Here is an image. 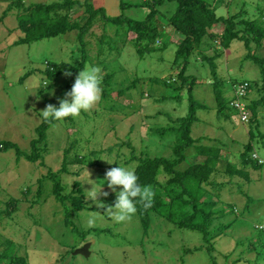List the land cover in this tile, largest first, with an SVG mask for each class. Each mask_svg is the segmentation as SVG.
Returning <instances> with one entry per match:
<instances>
[{
	"label": "rangeland",
	"instance_id": "rangeland-1",
	"mask_svg": "<svg viewBox=\"0 0 264 264\" xmlns=\"http://www.w3.org/2000/svg\"><path fill=\"white\" fill-rule=\"evenodd\" d=\"M25 1L52 3L57 0ZM87 1L95 7L105 8L111 16L125 14L132 19L144 20L150 12L145 3L152 0ZM122 1L131 6L122 8ZM206 1L220 13L227 12L228 2L234 0ZM9 3L0 5V15ZM243 5L248 18L264 22V0H235L230 5V12L236 13ZM177 6V1L166 0L159 9L169 18ZM19 9H11L5 25L0 22V37L4 36L5 29H9L12 41L19 37ZM80 13L77 11L74 16L84 21L86 16ZM166 18L158 19L166 34L157 41L158 46L165 48L144 57L139 56L132 43L135 35L129 34L122 43L116 29L108 31L112 41L105 45L104 53L96 57V38L103 31L100 26L93 27L85 38L89 43L85 50L92 58L83 67H79L83 47L77 31L30 44L11 45L8 38L0 42V120L9 121L4 127L0 124L1 137L3 141L16 143L23 151L17 154L13 148L0 150V264H15V259L21 257L27 264H264V233L256 228L264 222V167L258 171L252 166L246 167L251 179L243 195L240 187L247 179L237 176L228 183L230 193H225L224 202L231 203L219 204L225 215L214 220L209 240H205L199 231L179 228L155 216H152V226L146 234L137 213L130 219L116 222L110 212L104 211L114 203L115 194L103 178L107 170L118 165L103 159L134 167L136 161L126 163L131 153V147L124 144L127 140L138 155L172 157L179 135L173 131L161 133L155 130L172 128L176 125L173 119L190 113L187 85L181 90L166 87V80L176 86L181 84L178 80L181 67L174 59L182 41L181 34L169 26ZM211 30L219 33L223 26L219 24ZM219 47V38L207 39L204 49L210 56H215ZM248 52L264 58V40L259 45L253 42L250 49L244 42L235 41L216 59L218 76L224 80L228 100L236 96L232 87L234 80L251 82L247 98L251 105L248 107L258 106L259 128L264 132V65L247 58ZM54 62L59 64L61 71L49 76L47 68ZM88 66L101 69L102 81L105 76L112 75L102 86L100 101L90 111L57 121L48 130L47 140L41 144L45 165L28 160L26 156L32 152L36 128L43 121L40 111L49 104L59 103L71 89L78 72ZM65 71L72 75L66 76ZM188 74L197 77L193 98L205 105L196 107L197 118L191 126V135L206 144L220 140L224 160L220 168H225L226 158L234 166L240 164L245 145L251 138L250 129L256 135L255 149L264 156V141L255 129L256 122H243L233 108L225 109V115H218L214 77L209 63L199 52L193 55ZM129 85L136 87L128 88ZM110 147L113 152L108 151ZM95 151L101 153L95 154ZM185 153L187 159L183 167L205 160L194 146L188 147ZM64 161H67V170L60 171ZM51 169L57 171L63 194H71L76 181L80 182L85 195L92 184L99 190L105 183L102 193L109 195L98 197L104 202V209L78 213L71 205V224L67 225L65 206L53 193L55 181L50 178ZM40 179H43L42 183ZM160 180L165 181V177L161 176ZM85 199L92 203L86 196ZM86 230L90 233L84 237ZM87 242L91 243L90 255H75L74 251ZM196 247L200 249L195 251Z\"/></svg>",
	"mask_w": 264,
	"mask_h": 264
},
{
	"label": "trees",
	"instance_id": "trees-1",
	"mask_svg": "<svg viewBox=\"0 0 264 264\" xmlns=\"http://www.w3.org/2000/svg\"><path fill=\"white\" fill-rule=\"evenodd\" d=\"M166 0L146 1L145 5L149 7V14L144 20L132 19L125 14L111 16L103 7H95L92 2L87 0H57L52 3H27L25 0H10L9 6L0 16V22H3L5 16L13 7H19L18 28L20 30L19 37L14 40L11 45L30 44L45 38L67 35L72 31H77V37L83 47V56L79 67H83L87 61H90L92 54L86 48L85 38L93 27L100 26L103 33L96 38V50H91L96 57H100L104 53L105 45L110 44L112 36L108 34L110 29H116L121 36V42H125L129 34L135 35L134 46L139 56L144 57L158 49H164L165 46H158L157 41L165 37L166 29L161 26L158 19H165V14H162L159 6ZM177 1L178 6L176 11L169 17L168 24L173 29L181 34L182 41L178 44L175 53L174 63L181 67L178 80H181L180 85H175L174 82L166 80V87L173 86V89L181 90L185 85L188 87V96L190 100V113L186 116H181L173 119L176 124L172 128H157L155 131L165 133V131H173L178 137V142L174 147L172 157L138 155L135 148L131 145L130 140H127L125 145L131 147L130 158L126 163H135V172L139 178L141 185H147L154 191V199L151 207L145 208L143 203L137 202V215L140 218L144 232L147 234L150 230L152 216L163 218L179 228H187L199 231L203 234L205 240H209L210 227L216 218H221L225 215V210L219 208V204L224 202L225 193H230L228 183L234 177L247 179L246 183H241V195L247 190V184L250 183L249 171L246 167L252 166L256 171L264 167V164H258L252 157L255 150L253 140L256 135L253 129H250V141L245 145V151L241 155V162L234 166L226 158L225 168H220L222 160V148L220 140H213L211 144L201 143V138H194L191 135V126L196 120V107L203 108L204 104L193 98V88L196 85L197 77L194 74H188L191 59L195 53H200L203 60L208 62L214 79V92L217 99V112L222 115L225 109L229 107V100L226 99L224 80L218 76V64L216 62L220 53L225 52L235 41H242L247 48H251V44L258 43L264 40V22H258L248 18V11L243 5L238 8L236 13H230V5L235 2H228V10L218 13V9L206 0H169ZM122 8L131 6V3L122 1ZM77 11H81L80 15L84 14L86 18L82 21L77 20L74 16ZM79 15V16H80ZM220 24L223 30L219 33L212 32L214 26ZM9 30V29H8ZM7 30V31H8ZM122 32V33H121ZM93 33V32H92ZM121 33V34H120ZM117 34V33H116ZM219 38V51L215 56H210L204 49L207 39ZM101 49V50H100ZM85 51V52H84ZM97 51V52H96ZM247 58L253 59L259 65H264V58L256 57L254 53L248 52ZM47 74L54 76L59 73V64L53 63V66L47 68ZM112 75L105 76L101 83V88ZM248 81L249 89L252 84L249 80L239 81L234 80L232 87L237 83ZM136 87L134 85H129ZM178 96V95H177ZM249 93L246 95L245 100ZM159 102V100H158ZM258 102V101H257ZM57 103L55 106H58ZM249 104V103H248ZM251 104H249L250 106ZM257 107L250 110L252 116L251 123L256 122L255 129L258 130L261 138L264 141V132L260 131V120L257 118ZM71 118V117H70ZM56 120H44L37 126V136L32 140V152L27 154V159L45 165L44 154L42 153L41 144L47 140L48 130L56 124ZM218 141V142H217ZM194 146L199 156H204L205 160L202 163L185 165L187 159L186 149ZM13 148L17 154L23 153L20 147L11 141H0V150ZM113 152V147L108 149ZM100 154L101 152H94ZM65 159V158H64ZM66 160V159H65ZM67 161H64L60 171L67 170ZM164 176L165 181H161L160 177ZM50 178L55 181L53 193L56 198L65 206V223L71 224V205L78 213L82 210L100 211L104 208L91 206L90 202L85 199L79 181L74 184V190L71 194H63V186L57 180V171L50 170ZM43 179H40L42 183ZM61 181V180H60ZM250 187V186H249ZM41 190V187L39 191ZM227 191V192H226ZM222 197V198H221ZM252 197V196H251ZM224 203H231L224 202ZM77 228H74L76 231ZM260 230V229H259ZM261 231V230H260ZM79 234L82 232L77 230ZM262 232V231H261ZM84 236L90 233V230L83 231ZM213 249V247H209ZM200 249L196 247L194 250ZM190 251V250H189ZM193 251V250H192ZM210 251V250H209ZM15 264H27L25 258H16ZM2 262V260L0 259Z\"/></svg>",
	"mask_w": 264,
	"mask_h": 264
},
{
	"label": "clouds",
	"instance_id": "clouds-1",
	"mask_svg": "<svg viewBox=\"0 0 264 264\" xmlns=\"http://www.w3.org/2000/svg\"><path fill=\"white\" fill-rule=\"evenodd\" d=\"M65 63L71 64L67 61H65ZM64 74L66 76L72 75L70 71H65ZM102 79L103 77L99 67H84L76 75L71 89L65 93L64 98L59 99L58 106L53 104L47 105L40 111L41 117L44 120L51 119L61 121L67 117L76 118L81 112L90 111L101 99ZM47 85L45 87H47ZM52 94H54V92ZM256 150L257 149H255L254 152L262 155ZM103 160L107 161L109 164L115 163L118 165L107 170L103 178L107 187L115 194L114 203L108 205L104 211L110 212L116 222H122L130 219L136 213L137 202L143 203L145 208L151 207L155 193L151 187L141 185L138 182L139 178L134 167L122 166L116 161L109 159ZM105 183H103L99 190H95L92 184L91 189L87 191L85 196L92 202L91 206L94 205L97 208L105 207L104 202L98 198L101 194L105 197L109 195L108 192L102 193V187ZM97 201L100 203H97ZM92 222V219H90L89 224Z\"/></svg>",
	"mask_w": 264,
	"mask_h": 264
},
{
	"label": "built area",
	"instance_id": "built-area-1",
	"mask_svg": "<svg viewBox=\"0 0 264 264\" xmlns=\"http://www.w3.org/2000/svg\"><path fill=\"white\" fill-rule=\"evenodd\" d=\"M248 91V81L237 83L234 87V92L236 96H232L229 102V106L238 112L243 122H249L252 116V111L249 109V105L245 100ZM252 157L257 161L258 164H264V156L260 155L259 153L253 152ZM257 228L258 230L260 229L264 233V222L259 224Z\"/></svg>",
	"mask_w": 264,
	"mask_h": 264
},
{
	"label": "crops",
	"instance_id": "crops-1",
	"mask_svg": "<svg viewBox=\"0 0 264 264\" xmlns=\"http://www.w3.org/2000/svg\"><path fill=\"white\" fill-rule=\"evenodd\" d=\"M10 2V0H0V5H5V4H7V3H9ZM102 2H105V1H102ZM232 5V4H231ZM20 11V10H19ZM19 11L17 12V15L19 14ZM238 11V10H237ZM236 11V12H237ZM12 12V10H10L9 11V13L8 14H10ZM231 13V12H230ZM6 15L5 16V18H4V20H3V24L5 25V23H7V21H8V19H9V15ZM2 15V14H1ZM0 15V16H1ZM219 25V24H218ZM5 28H7L6 26H5ZM13 28V27H12ZM17 28H18V24H17ZM4 36H1L0 37V42H2L5 38H8L9 39V33H8V31H7V29H5V31H4ZM20 35V34H19ZM13 39V38H12ZM12 39H9V43L11 44L13 41H12ZM2 123V127H4V126H6L7 124L6 123H9V121H7V120H3V122H1V120H0V124ZM10 126V125H9ZM2 136V131H1V129H0V141H3V137H1Z\"/></svg>",
	"mask_w": 264,
	"mask_h": 264
},
{
	"label": "water",
	"instance_id": "water-1",
	"mask_svg": "<svg viewBox=\"0 0 264 264\" xmlns=\"http://www.w3.org/2000/svg\"><path fill=\"white\" fill-rule=\"evenodd\" d=\"M90 247H91V243L90 242H87L85 243L83 246L77 248L75 251H74V254L75 255H78V254H81V255H84V256H89L90 255Z\"/></svg>",
	"mask_w": 264,
	"mask_h": 264
}]
</instances>
